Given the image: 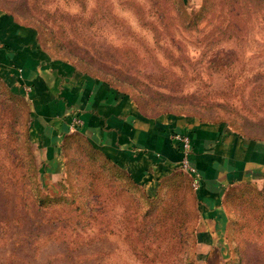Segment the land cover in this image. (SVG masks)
Listing matches in <instances>:
<instances>
[{
  "label": "rangeland",
  "instance_id": "374dc122",
  "mask_svg": "<svg viewBox=\"0 0 264 264\" xmlns=\"http://www.w3.org/2000/svg\"><path fill=\"white\" fill-rule=\"evenodd\" d=\"M0 15L138 117L214 128L264 157V0H0ZM2 77L0 264H264V159L208 206L204 159L196 175L135 180L78 117L51 140L32 86Z\"/></svg>",
  "mask_w": 264,
  "mask_h": 264
},
{
  "label": "crops",
  "instance_id": "0c3cea01",
  "mask_svg": "<svg viewBox=\"0 0 264 264\" xmlns=\"http://www.w3.org/2000/svg\"><path fill=\"white\" fill-rule=\"evenodd\" d=\"M1 19L2 15L0 70L20 90L23 83L32 86L34 124L51 135V140L58 142L72 119L78 117L82 121L78 130L91 134L105 155L135 180L151 183L163 171L179 166L182 153L170 134L186 133L191 141V164L195 167L204 159L203 168L216 175L215 181L202 178L201 190L208 199L203 204L208 206L215 205L213 202L219 198L214 186L219 184L224 190L228 182L255 178L261 173L263 152L260 157L248 141L244 140L245 144L235 135L218 139L214 128L200 124L188 127L180 122L138 117L105 82L50 59L37 38H27L13 21L2 23Z\"/></svg>",
  "mask_w": 264,
  "mask_h": 264
},
{
  "label": "built area",
  "instance_id": "2783aa9c",
  "mask_svg": "<svg viewBox=\"0 0 264 264\" xmlns=\"http://www.w3.org/2000/svg\"><path fill=\"white\" fill-rule=\"evenodd\" d=\"M22 76L18 75V81H21ZM29 84H22V89H24L25 93L30 90ZM78 119H74L72 125L77 128L80 123H78ZM78 129V128H77ZM170 138L176 144V146L180 149L182 153V158L179 162V166L185 169L188 173L196 175V170L194 166L190 163V153H191V141L188 134L183 132H172L170 134ZM196 177V176H195Z\"/></svg>",
  "mask_w": 264,
  "mask_h": 264
},
{
  "label": "trees",
  "instance_id": "16d2710c",
  "mask_svg": "<svg viewBox=\"0 0 264 264\" xmlns=\"http://www.w3.org/2000/svg\"><path fill=\"white\" fill-rule=\"evenodd\" d=\"M3 79H4V81L8 84V85H12V82L11 81H9L8 80V78L6 77V75H3V77H2ZM108 159H110L107 155H105ZM111 160V159H110ZM112 161V160H111ZM113 162V161H112ZM114 163V162H113ZM116 164V163H115ZM127 171V170H126ZM127 173H128V175L131 177V178H133L132 176H131V174L127 171Z\"/></svg>",
  "mask_w": 264,
  "mask_h": 264
}]
</instances>
